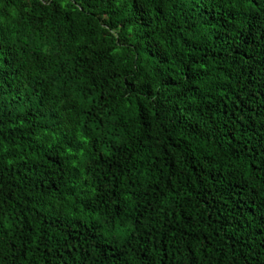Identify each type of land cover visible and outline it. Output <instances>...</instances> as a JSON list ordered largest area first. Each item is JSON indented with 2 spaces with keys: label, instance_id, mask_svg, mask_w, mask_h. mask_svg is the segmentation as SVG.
<instances>
[{
  "label": "trees",
  "instance_id": "16d2710c",
  "mask_svg": "<svg viewBox=\"0 0 264 264\" xmlns=\"http://www.w3.org/2000/svg\"><path fill=\"white\" fill-rule=\"evenodd\" d=\"M0 264H264V0H0Z\"/></svg>",
  "mask_w": 264,
  "mask_h": 264
}]
</instances>
